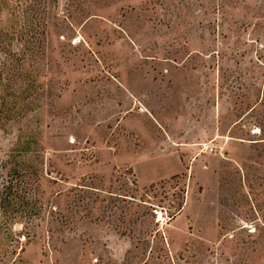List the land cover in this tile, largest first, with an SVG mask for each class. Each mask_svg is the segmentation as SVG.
<instances>
[{"label":"rangeland","instance_id":"rangeland-1","mask_svg":"<svg viewBox=\"0 0 264 264\" xmlns=\"http://www.w3.org/2000/svg\"><path fill=\"white\" fill-rule=\"evenodd\" d=\"M0 264H264V0H0Z\"/></svg>","mask_w":264,"mask_h":264},{"label":"built area","instance_id":"built-area-1","mask_svg":"<svg viewBox=\"0 0 264 264\" xmlns=\"http://www.w3.org/2000/svg\"><path fill=\"white\" fill-rule=\"evenodd\" d=\"M211 151H213V150L211 149Z\"/></svg>","mask_w":264,"mask_h":264},{"label":"trees","instance_id":"trees-1","mask_svg":"<svg viewBox=\"0 0 264 264\" xmlns=\"http://www.w3.org/2000/svg\"><path fill=\"white\" fill-rule=\"evenodd\" d=\"M172 217H173V215H172Z\"/></svg>","mask_w":264,"mask_h":264}]
</instances>
